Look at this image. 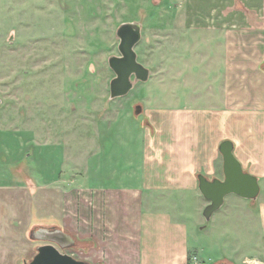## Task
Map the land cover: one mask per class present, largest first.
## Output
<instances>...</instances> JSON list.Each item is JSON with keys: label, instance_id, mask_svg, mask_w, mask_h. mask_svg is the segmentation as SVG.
I'll return each instance as SVG.
<instances>
[{"label": "rangeland", "instance_id": "1", "mask_svg": "<svg viewBox=\"0 0 264 264\" xmlns=\"http://www.w3.org/2000/svg\"><path fill=\"white\" fill-rule=\"evenodd\" d=\"M246 3L256 5L257 0ZM213 4L214 0H0V184H20L34 173L85 174L98 160L105 169L121 172L138 164L135 152L147 149L148 141L155 147L164 138L166 124L160 122L174 116L172 112L250 113V93H244L242 107H235L238 96L229 100L225 92L223 102H216L222 88L215 80L220 73L221 84L232 77L225 66L227 62L233 68L239 62L231 59L232 52L245 54L243 68L264 71V37L250 39L258 37L254 29L261 23L252 22L253 12H245L254 29H242L241 46L231 44L238 35L233 24L245 23L244 15L224 20L220 12L207 18V7ZM123 22L140 24L134 50L149 77L139 81L132 76L131 90L110 98L115 74L108 57L120 55L116 29ZM260 79L253 75L244 80L245 86L262 90ZM137 104L141 111L135 114ZM111 146L114 155L109 160L96 155ZM258 183L262 195L263 184L259 179ZM82 250L76 242L63 251L83 260Z\"/></svg>", "mask_w": 264, "mask_h": 264}, {"label": "crops", "instance_id": "2", "mask_svg": "<svg viewBox=\"0 0 264 264\" xmlns=\"http://www.w3.org/2000/svg\"><path fill=\"white\" fill-rule=\"evenodd\" d=\"M207 8V18L220 12L224 20L244 15L245 23L233 24L238 35L231 44L241 46L242 29H254L247 11L253 12L252 22L261 23L251 41L264 37V0L256 5L214 0ZM232 53L239 62L233 68L225 63L230 79L221 84L222 73L215 77L222 88L215 101L222 103L224 94L229 100L238 96L235 107H242L244 93H250V113L172 112L160 122L166 124L164 138L155 147L148 141L147 149L135 152L138 164L121 172L105 169L98 160L85 174L34 173L20 184H0V264H24L44 243L35 241L52 229L78 242L83 260L91 264H264V191L253 199L226 195L206 222L208 201L198 189V174L223 178L218 146L225 139L233 142L243 170L261 180L264 189V89L251 91L244 81L256 75L264 84V71L243 68L245 54ZM208 93H213L211 84ZM96 155L109 160L113 148Z\"/></svg>", "mask_w": 264, "mask_h": 264}, {"label": "water", "instance_id": "3", "mask_svg": "<svg viewBox=\"0 0 264 264\" xmlns=\"http://www.w3.org/2000/svg\"><path fill=\"white\" fill-rule=\"evenodd\" d=\"M116 35L119 38L120 55L108 57V65L115 74L109 83L110 98L127 94L133 86L132 76L139 81H146L149 77V69L137 60L134 50L141 37L140 24L123 22L116 29ZM140 111L141 106L135 105V114ZM233 148V142L229 139L219 143L218 150L223 159L222 179H208L202 174L197 175L198 189L208 201L203 209V216L207 220L214 211L221 207L226 195L233 193L243 198L253 199L259 193L257 177L243 170L241 163L233 153ZM39 240L44 243L36 247L34 255L24 264H91L63 251L74 245L75 241L69 234L59 229L46 231Z\"/></svg>", "mask_w": 264, "mask_h": 264}, {"label": "built area", "instance_id": "4", "mask_svg": "<svg viewBox=\"0 0 264 264\" xmlns=\"http://www.w3.org/2000/svg\"><path fill=\"white\" fill-rule=\"evenodd\" d=\"M71 255V254H70Z\"/></svg>", "mask_w": 264, "mask_h": 264}]
</instances>
